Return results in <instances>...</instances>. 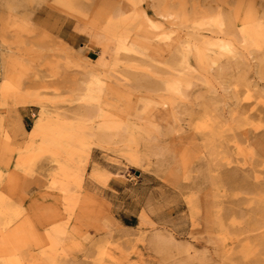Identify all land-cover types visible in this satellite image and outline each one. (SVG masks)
Returning a JSON list of instances; mask_svg holds the SVG:
<instances>
[{"label": "rangeland", "instance_id": "obj_1", "mask_svg": "<svg viewBox=\"0 0 264 264\" xmlns=\"http://www.w3.org/2000/svg\"><path fill=\"white\" fill-rule=\"evenodd\" d=\"M74 2L0 0V264H264V0Z\"/></svg>", "mask_w": 264, "mask_h": 264}, {"label": "bare ground", "instance_id": "obj_2", "mask_svg": "<svg viewBox=\"0 0 264 264\" xmlns=\"http://www.w3.org/2000/svg\"><path fill=\"white\" fill-rule=\"evenodd\" d=\"M57 4L59 5L60 10L66 12L68 14H71V15L78 14V15H80L78 17H81V14H84L80 10H78L74 0H56V5ZM53 5H54V3H53ZM79 11H80V14L78 13ZM162 15L164 17H166V16H168V17L170 16L171 17L172 16L171 13H166V14H162ZM84 16L85 15H83V18H84ZM127 21H128V18H127ZM127 21H125L124 18L118 20L115 23L116 28L120 32L124 31L125 30L124 27L126 26ZM149 24L151 26L153 25L152 23H149ZM259 33L260 32L257 30V27H254V26L246 28L245 30L241 31V34L243 35V39L247 40L248 42H250L252 44H255L256 42H258L257 36L259 35ZM246 35H247V37H246ZM115 38H117V41H121V37L117 36ZM223 45L225 47L229 48V50L232 49L231 42H229V41L224 42ZM5 62H4V59L2 61V58L0 56V66L2 64V66H4V69L8 65V62L6 64H5ZM86 122H87L86 120H83L81 122L80 121H72V120L67 121L66 118L61 117V116H57L55 119H53V118H51V116H49L45 112H42L39 115V118L35 120L34 127H33V134L37 135L41 129L42 130H47V131H50L52 133H55L60 139H63L64 141H66L67 142V144H66L67 147L70 148L71 147L70 144H74L75 147L81 148V147L85 146L88 143V138L86 136V133L84 132L85 129L89 128V126H88V124H86ZM196 127L199 128V129L207 128V122L205 121V119L197 120ZM131 131H132V127L128 126V128L125 131V133H129ZM210 134H211V137L209 138V141L212 140L214 135H215V131H214L213 127H210ZM67 150H70V152H72V153L75 152V149H73V148L67 149ZM63 173L65 175V172H63ZM81 208H82V206H81ZM81 208L79 209V211L81 210ZM86 208H87V206H86ZM82 211H83V209H82ZM84 213L85 212H83V214ZM88 215H89V213H88ZM88 215L86 213V216H88Z\"/></svg>", "mask_w": 264, "mask_h": 264}, {"label": "crops", "instance_id": "obj_3", "mask_svg": "<svg viewBox=\"0 0 264 264\" xmlns=\"http://www.w3.org/2000/svg\"><path fill=\"white\" fill-rule=\"evenodd\" d=\"M23 121L21 124H18V128L16 129H12L11 123H8V127L9 128L11 127L9 130L14 135L16 140H21L24 138V122Z\"/></svg>", "mask_w": 264, "mask_h": 264}]
</instances>
